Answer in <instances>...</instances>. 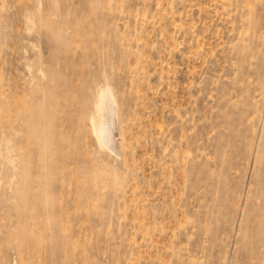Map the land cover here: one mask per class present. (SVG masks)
<instances>
[{
  "label": "rangeland",
  "instance_id": "374dc122",
  "mask_svg": "<svg viewBox=\"0 0 264 264\" xmlns=\"http://www.w3.org/2000/svg\"><path fill=\"white\" fill-rule=\"evenodd\" d=\"M0 264H264V0H0Z\"/></svg>",
  "mask_w": 264,
  "mask_h": 264
},
{
  "label": "bare ground",
  "instance_id": "6f19581e",
  "mask_svg": "<svg viewBox=\"0 0 264 264\" xmlns=\"http://www.w3.org/2000/svg\"><path fill=\"white\" fill-rule=\"evenodd\" d=\"M105 103H106V94L104 91H102L99 95L98 103H97L98 116L96 118L93 117L92 120L94 133L97 137V140L102 145H108V142L110 141L109 129L107 126L109 121L106 122L104 117Z\"/></svg>",
  "mask_w": 264,
  "mask_h": 264
}]
</instances>
